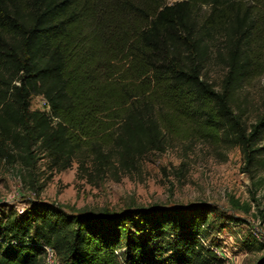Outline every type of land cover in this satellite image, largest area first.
Returning a JSON list of instances; mask_svg holds the SVG:
<instances>
[{
    "label": "trees",
    "instance_id": "obj_1",
    "mask_svg": "<svg viewBox=\"0 0 264 264\" xmlns=\"http://www.w3.org/2000/svg\"><path fill=\"white\" fill-rule=\"evenodd\" d=\"M259 78L264 0H0V161L130 173L170 135L264 166V95L252 123L247 109ZM211 213L35 202L0 215V264H45L46 247L62 264H224Z\"/></svg>",
    "mask_w": 264,
    "mask_h": 264
},
{
    "label": "rangeland",
    "instance_id": "obj_2",
    "mask_svg": "<svg viewBox=\"0 0 264 264\" xmlns=\"http://www.w3.org/2000/svg\"><path fill=\"white\" fill-rule=\"evenodd\" d=\"M219 73L215 68L211 75L217 79ZM247 91L252 123L264 95V78L254 80ZM168 139L164 153L147 155L130 173L114 168L99 173L91 161L80 169L77 159L60 171L37 151L29 163L20 157L0 161V215L22 214L35 202L69 213L206 205L213 224L205 245L213 246L224 264H258L264 258V166L247 167L238 148L197 138ZM48 261L62 264L58 256Z\"/></svg>",
    "mask_w": 264,
    "mask_h": 264
},
{
    "label": "built area",
    "instance_id": "obj_3",
    "mask_svg": "<svg viewBox=\"0 0 264 264\" xmlns=\"http://www.w3.org/2000/svg\"><path fill=\"white\" fill-rule=\"evenodd\" d=\"M33 108L50 114V107H49L47 101L43 97H40V96L34 97V99H33ZM216 253H217V251H216ZM55 257H56L55 251L53 249L49 248V247H46L45 261L49 260L48 262H51L52 259H54Z\"/></svg>",
    "mask_w": 264,
    "mask_h": 264
}]
</instances>
